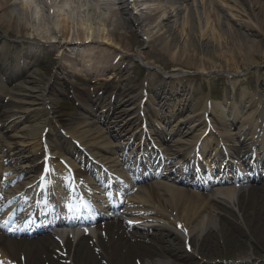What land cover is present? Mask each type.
Instances as JSON below:
<instances>
[{
  "label": "bare ground",
  "instance_id": "obj_1",
  "mask_svg": "<svg viewBox=\"0 0 264 264\" xmlns=\"http://www.w3.org/2000/svg\"><path fill=\"white\" fill-rule=\"evenodd\" d=\"M136 1L42 0L46 16H55L63 24L55 32L60 43L65 41L62 45L77 38L82 40L80 34L68 38L66 24L73 17L85 25L84 31L89 37L94 23L114 24L111 34L116 36L120 29L125 28V22L117 19L113 23L111 18H107L108 13L111 11L114 15L120 11L128 20L137 22L133 13ZM149 1L160 3L163 0ZM202 1L199 6L208 18L212 8L207 5V0ZM173 2L178 3L174 9L172 5L170 10L161 12L165 18L162 22L165 43H169L170 48H179L173 29L178 21L174 20L173 24L168 21L174 11L175 17L179 15L183 6L182 31L186 24L191 49L211 55L208 43L195 41L191 36L194 29L191 5L186 0ZM24 4L27 7H23ZM40 13L34 0H0V30L4 33L11 31L21 37L23 32L29 31L28 37L53 42L42 26L35 29L26 25L33 17H40ZM239 26L256 29L257 21L248 25L240 23ZM263 26L258 27L259 30L264 31ZM97 53L93 51L89 55ZM68 56V53H63L62 59H68ZM3 57L0 65V97L5 98V115L0 118V190L3 192L0 223L9 220L18 210H21L24 220H30L38 216L34 214L40 209L43 223L53 222L55 227H82L83 207L91 210L92 204H97L98 209H103L104 204L114 206L118 202L122 210L117 216L119 224L104 222L96 225L86 235V242L84 239L74 246L71 238L61 244L58 238L52 236L60 233V228L32 241L12 240L0 234V264H57L47 257L42 259V256H47L48 251H62L64 248L70 251L72 247L75 255L82 251L86 254L85 261L80 264H180L184 256L188 258L197 254L207 257V262L211 263V253L204 244L210 239H217L216 231L221 239L233 235L238 240L255 242L258 249L264 251V186L259 183L264 176L239 174L230 167L236 164L243 169L241 148L252 159L253 167L264 164V79L257 83L251 94L243 92L239 98L234 97L231 101L201 96L195 91L176 94L181 92L177 88L164 92L168 94L157 95L154 92L156 97L150 100L152 106L148 107L149 111H146L145 102L149 103V99L145 98V91L150 87L145 88L146 82L134 91L139 96L135 105L132 103L135 95H129L133 87L127 81L119 82L118 89L121 87L122 90L107 105L103 102L100 104L96 93L88 96V101L78 96L81 107L65 115L57 109L56 98H50L47 94L53 77L51 79L49 75L41 86L34 85L31 80L20 82L15 66L20 65V58L15 57L14 62L8 65V57L5 54ZM74 57L71 59L75 60ZM25 62L28 63L23 70L30 63ZM144 65L149 71H159L150 63ZM58 75L54 74L55 77ZM165 78L179 82L172 75ZM179 84L174 83V86ZM52 90L60 91L56 88ZM194 98L196 101L189 109L188 105ZM2 103L3 100H0ZM148 112L152 117L147 116ZM23 120L26 123L19 125ZM46 127L49 130L56 127V134L66 147L61 148L57 143L59 140L49 139L50 131ZM4 130L11 131L9 138L3 136ZM45 131L49 132L48 135H45ZM137 137L143 139L146 145L150 141L159 143L160 151L166 152L163 155L173 161L168 168L161 167L160 171L154 172L153 178L146 183H142L145 180L142 174H134L135 165L127 166V162H121L120 158L127 141ZM167 138L172 141L169 147L165 146ZM74 141L94 159L96 163L93 166L88 165L89 160L75 147ZM181 155L194 161L198 156H206L208 160L197 168L201 170V166H204L209 172L193 173L189 166L185 167V172H182V167L174 169L175 165L183 163ZM230 157L232 160L229 161ZM31 160L33 164H29ZM123 165L128 167L130 174ZM189 180L193 183H189ZM17 222L13 226H17ZM178 225L183 226L186 233ZM127 226L143 229L146 234L127 231ZM41 228L39 226L34 232ZM166 232L179 240L182 247H176L178 253L171 256L169 262L161 263L154 259L157 253L150 248L152 245L146 235L159 242H168L165 240ZM244 245L245 242L240 240L233 246L237 254L232 258V264L251 262L250 253L242 250ZM22 246L26 250L21 259L15 253ZM259 251L254 249L252 254Z\"/></svg>",
  "mask_w": 264,
  "mask_h": 264
},
{
  "label": "rangeland",
  "instance_id": "obj_2",
  "mask_svg": "<svg viewBox=\"0 0 264 264\" xmlns=\"http://www.w3.org/2000/svg\"><path fill=\"white\" fill-rule=\"evenodd\" d=\"M18 1L23 2L25 0ZM34 1L41 11L40 17H33L30 23L27 22L26 25L35 29L42 26L53 42L49 43L32 36L28 37L30 35L29 31L23 32L21 37L11 31L4 33L0 30V65L4 54L8 57V65L14 62L15 57L20 58V65L14 64L17 73L20 75V78H18L20 82L31 80L34 85L41 86L49 75L51 79L53 77V84L49 87L47 94L50 95V98H56L57 109L62 114L66 115L78 111L81 104L78 96L88 101V96H94L93 94L96 93L100 98V104L103 102L107 105L122 90L121 87L120 90L118 89L119 82L127 81L130 84L129 86L133 87L129 95L130 97L135 95L132 102L134 105L139 97L136 95L137 91H134L146 82L147 86L145 88L150 87L145 91L147 99H149V103L146 104L145 102L146 111H149L152 106L150 100L154 98L155 93L160 95V93L170 92L172 88L181 91L175 92L176 94L195 91L201 96L209 95L211 98L218 100L227 98L231 101L234 97L239 98L243 92L251 94L257 83L264 79V31L258 28L264 24V0H258V3H256L257 0H207V5L212 8L208 18L199 6L201 0H186L187 4L191 5L193 9L194 29L191 36L195 38V41L202 40L203 43H208L212 51L211 55H203L199 51L191 49L186 36V24H184V30L182 31L183 6L178 13L179 15L175 17L174 11L168 21L169 24H173L174 20L178 21L173 29L179 48H170L169 43H165V27L162 25L165 18L161 15V12L164 9L166 11L170 10L172 5V9H174L178 3H174L173 0H163L160 3L137 0L133 12L136 15L137 22L128 20L127 16L120 11L119 14L114 15L110 11L107 18H111L113 23L117 19H122L125 22V28L120 29L119 34L116 36L111 34L114 24L107 26L106 24L94 23L92 25L93 31L89 37L87 31H84L85 25H82L77 17H73L66 24L69 31L68 38L80 34L82 40H77V38L72 40L73 42L69 41L64 45L62 44L65 41L60 43V39L55 33L62 28V22L55 16L49 18L46 16L42 0ZM129 6H131V1ZM254 20L257 21L256 29L249 30V28L239 26L240 23L253 24ZM3 44L4 49L2 48ZM93 51L98 53L90 56L89 54ZM63 53L69 54L68 59H62ZM74 56L76 59L72 60L71 58ZM25 61L30 63L23 70L26 63H28ZM144 63H150L152 67H157L159 71H149ZM96 66L98 69H94ZM19 69L20 72H18ZM55 73H59L58 77L54 76ZM168 75L175 76L179 82H175L173 79L166 80L165 77ZM98 78H101V80H98ZM174 83L180 84L176 87ZM189 85L191 88H189ZM211 87L214 89L210 90ZM53 88L60 89V91L54 92ZM162 89H165V91ZM0 100H3V103L0 104L1 118L5 115V98L0 97ZM194 101H196V98L189 103V109ZM97 106L100 107L101 105ZM42 109H44V106ZM97 110H100V108ZM147 116L152 117V114L148 112ZM24 123H26L25 120L19 125ZM49 131V139L59 140L57 143L60 147H66L56 134L58 133L56 127H52ZM10 132L4 130L3 136L9 138L8 134ZM48 133L45 135H48ZM171 144V139L167 138L166 145L169 147ZM78 150L82 152V149ZM240 150L241 153L246 151L244 148ZM83 152L84 157L89 160L88 165L93 166V159L86 151ZM28 162L33 164L32 160ZM37 164L39 166V160H37ZM79 165L82 166V163H79ZM261 176H264V172ZM259 183L264 186V177ZM104 222L119 224L116 216ZM130 224L132 223L130 222ZM125 230L140 235L146 234L145 230L132 226H127ZM22 236L7 238L32 241L48 235L43 233L42 235H32L30 237ZM216 237V240L210 239L208 243L204 244L208 249L207 251L211 253V257H209L211 263L207 262V257L197 253L193 257L187 258L184 256V260L179 263L232 264V258L237 254L233 250V246L242 240L245 242V248L242 250L252 256L251 262L245 264H264V251L258 249L259 247L255 242L245 239L238 240L233 235L221 239L220 233L217 234V231ZM165 238L169 241L159 242L157 239H150V236L146 235L147 241L152 245L150 248L157 253L154 259L160 260L161 263L163 261L169 262L171 256L178 253L176 247H182V243L176 240L173 235L166 232ZM84 239L85 242L88 240L85 236L73 241V246ZM65 241L66 239L60 242L64 244ZM160 246L163 248H160ZM253 248L260 251L253 255ZM25 250V247L22 246L21 250L16 251V257L22 259ZM47 253L48 255H43L42 259L47 257L57 264H80L85 261L86 255L83 251L75 255L73 247L70 251L64 248L62 251H48ZM224 254H227V256Z\"/></svg>",
  "mask_w": 264,
  "mask_h": 264
},
{
  "label": "snow or ice",
  "instance_id": "obj_3",
  "mask_svg": "<svg viewBox=\"0 0 264 264\" xmlns=\"http://www.w3.org/2000/svg\"><path fill=\"white\" fill-rule=\"evenodd\" d=\"M49 158H51V157H49ZM62 163H64V164L67 166V163H66V162L62 161ZM178 227H180L182 230H184V229H183V226L178 225ZM184 231H185V233H186V230H184Z\"/></svg>",
  "mask_w": 264,
  "mask_h": 264
},
{
  "label": "clouds",
  "instance_id": "obj_4",
  "mask_svg": "<svg viewBox=\"0 0 264 264\" xmlns=\"http://www.w3.org/2000/svg\"><path fill=\"white\" fill-rule=\"evenodd\" d=\"M17 2H18V0H17ZM23 7H27V4H24ZM13 14H15V13H13Z\"/></svg>",
  "mask_w": 264,
  "mask_h": 264
}]
</instances>
